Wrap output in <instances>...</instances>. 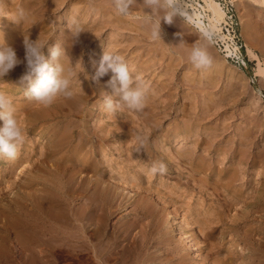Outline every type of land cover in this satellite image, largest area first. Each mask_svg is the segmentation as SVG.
<instances>
[{
  "label": "rangeland",
  "instance_id": "rangeland-1",
  "mask_svg": "<svg viewBox=\"0 0 264 264\" xmlns=\"http://www.w3.org/2000/svg\"><path fill=\"white\" fill-rule=\"evenodd\" d=\"M261 2V0L256 2L254 0H234V13L238 30L246 49L247 72L230 65L215 51L207 40L210 34L205 35V37L189 23H182L179 16L171 24H165L163 20L161 21V39L165 45L176 46L183 41L177 47L169 49L159 42H152L148 37L146 28L139 21L115 15L110 6V0H40V2L38 0L30 8L33 9L31 11L32 16H34H31L32 19L28 23L20 26L16 30L18 31L16 34L14 33L15 29L12 27L14 23L7 16H0V33H3L5 41L13 47L21 61L24 57L23 38L25 32L31 40L37 39L39 35L41 40L48 39L42 49L46 59H50L48 49L55 43L62 42L70 63L74 65L79 59L84 73L89 77L94 74L95 66H97L96 61L99 62L105 49L118 51L126 59L133 75L139 77L149 88L146 107L142 112L133 114L125 110L116 114L113 118L104 112L101 104L103 96L111 94V90L106 86L108 75L100 78L97 82H93L90 79L86 80L84 74H77L80 85H83L81 89L86 88L89 92L87 101H84L85 106L76 97L79 93L77 83L73 89V99L72 97L68 99L60 98L53 105L44 107L25 100L22 93L26 90L27 83L20 79L25 72V65L22 62L14 67V70L12 69L3 80L9 84L5 86L7 90L14 95L16 114L21 125L26 128L27 136L15 159L0 157L1 200L3 195L12 197L17 190L16 182L20 177L16 175L18 163L28 164L30 165L28 168L33 169L26 179H22L20 185L24 186L27 179L36 177L35 180L40 178L41 181L47 184L48 181H52L60 186L56 179H52L48 175V170L39 163L43 158L40 154L45 140L43 139V130L46 122L51 117L50 113H53L55 108L63 107L66 109L68 108L66 104L77 109L86 107L83 112L88 111V115L84 120H88V126L92 130L100 131L101 128V134L105 136L104 141L97 140L93 142L96 153L95 163L98 166L101 165L99 167L104 171V176L106 175V178L104 177L102 180V185L107 192L110 191V195L118 194L116 202L118 201L120 204L130 200L133 205H137V203L140 204L141 199H146L147 204L150 206L146 204L147 208L145 207L142 210L143 212L131 213L128 207L125 209L120 205L118 206V202L116 204L113 201L112 204H115L114 206L111 204L114 207H111V211H114V209L116 211H114L108 225L105 227L106 234L103 242L106 245L104 244V246H107V249L114 248L113 254L116 256H113L117 259L123 257L126 261L125 264H217L218 260L220 261L223 258L224 251L215 252L214 249H211V244L220 246L217 238L221 235V231H224L222 236L226 239H237L239 244L237 243L236 246L238 249L244 247L245 244L238 240L240 236H237V233L240 235V232L229 233L227 231L228 227L221 223L213 225L217 230L211 240L208 239L202 242L201 234L199 235L201 231L196 220L199 218L216 219L217 213L221 211L219 204L223 201V196L213 185L209 184L210 181L208 183L202 182L204 181L202 179L203 175L192 172L189 162H184L179 157L178 153L183 148V142L180 144L182 147L178 145L181 138L176 136L175 130L179 127H190L191 123H196L200 126L202 137L209 142L208 146H204L208 147L210 155L215 157L216 160L218 159L217 162L223 161L226 154L230 156L231 154L237 155V160L232 161V168L239 169V172H245V183L250 200H253L258 188L260 189L262 196V226L257 223L258 214H255V219L251 217V222L243 227L242 232L262 243V264H264V76L258 72V68H262V64H264V5ZM135 3L137 4L136 7L143 6V0H135ZM80 9L83 10L80 12ZM5 10L9 14L14 11L13 9L9 11L6 7ZM135 10V7L130 8V11ZM150 11L147 8L143 9V12L148 14H150ZM72 16L78 19L89 33H81L78 42L69 46L68 20ZM41 22L46 25H42ZM50 24L53 28L52 34L48 28ZM47 29L48 31H46ZM181 32V36L176 35ZM194 44H200L207 48L212 58L210 68L197 70L191 65L187 53ZM79 117L77 115V118H73L77 124H79L77 122ZM121 121H125V124ZM28 128H30L31 133ZM137 133L147 138L150 149L158 154L166 155L168 170L165 174L153 176L147 171L148 167L157 158L154 155L148 162L143 160V158L148 157V154L145 153L146 150H149L148 148L144 149L143 157L138 155V151L132 152L134 147L132 138ZM166 136L170 144L165 143L161 147L160 144L158 145V141L164 140ZM189 147L190 145H187L185 148L190 149ZM240 152H245L244 155H260L262 158L261 166L255 164L252 159H247V157L240 162L238 160V153ZM218 156H221V158ZM55 158L54 161H56ZM11 163L14 165L13 169L9 168ZM217 166L219 168L223 165ZM37 168H41V170ZM258 169L262 171L261 180L256 179L254 176V172ZM8 170H10L12 176ZM82 176L76 175L75 179ZM86 176H92V179L95 178L91 174ZM236 183L238 184L239 181ZM37 188H40V186ZM123 192H126V195H129L127 192H131V194L126 196ZM79 199L77 201L81 202V198ZM234 206L231 210L232 215H236L241 210L238 207L241 204ZM72 207V205L69 206V208ZM149 208H151V211H148ZM195 208L196 210H194ZM172 211L176 212L177 215L171 214ZM184 217L191 228H186L180 224ZM129 220L131 222L128 223ZM132 222L134 226L131 225ZM171 223L177 231L171 229ZM123 225H126V227ZM185 233L194 238V246L197 252V257L194 259L192 253L187 252V245L183 237ZM16 234L18 235L16 231L10 229L6 246L1 249L0 264H28L23 262L25 260L23 245L21 246L24 243L23 238ZM90 240L91 244L95 243L93 238ZM105 241H108V243ZM224 243L225 246L229 245V242L224 241ZM205 244L206 247H204ZM245 247H248V245ZM132 248L134 249L132 250ZM199 248H202V250H199ZM166 253L167 255H165ZM244 253L246 254L244 258L248 264H257L248 251H244ZM35 254L34 252L33 255L35 256ZM96 255L97 253L92 250L87 256L78 260L81 263L85 262L84 264H100L101 262ZM164 256L168 257V260H165L166 257L163 260ZM160 260H163V262H158ZM70 262L72 263L70 258L64 257L57 260L55 264H71Z\"/></svg>",
  "mask_w": 264,
  "mask_h": 264
},
{
  "label": "bare ground",
  "instance_id": "bare-ground-1",
  "mask_svg": "<svg viewBox=\"0 0 264 264\" xmlns=\"http://www.w3.org/2000/svg\"><path fill=\"white\" fill-rule=\"evenodd\" d=\"M254 1L256 2L258 0H254ZM261 1H262L261 3L264 5V0ZM37 2L38 0H4V7L9 9V11L12 9L15 10L17 6L23 7L25 9H30ZM178 3H179V10L181 11V13L188 14L189 16L187 23H189L191 26L196 28L199 33L203 34L204 36L205 35L208 36L210 32L219 30V25L222 23L224 19V13L216 1L203 0V5L194 4V0H178ZM82 10L80 9V12ZM180 18L182 19V17ZM42 25H44V23H42ZM20 26L22 25L13 24L12 27L15 29L14 31L15 34L18 32L16 30L19 29ZM46 31H48V29ZM97 62L98 61H96V65ZM258 72L261 73L262 76H264V64H262V68L260 67L258 68ZM81 90L83 91V93L80 90L79 91L77 90L80 94L77 92L78 94L76 97L80 101H82L81 104L85 106L86 103L84 101H87L89 97V92L86 88H82ZM90 91L92 92V90ZM66 106L68 107L66 109H64L63 107L55 108L54 112L50 113L51 117L48 120L49 122L46 120L47 121L45 124L46 126L43 130V139L45 140L41 147V152H40L43 158L41 159L40 162L37 161L42 165L43 168H46V170H48L47 171L48 175L52 177V179H56L60 186H57L52 181H48L47 184L46 182L41 181L40 178L38 180H35L36 177L32 179H27L24 186L20 185L22 179L23 178L26 179L29 173L33 169L32 168L29 169L28 167H30V165L28 164L22 165V163L21 164L18 163V167H17L18 171L16 175L20 177L19 179H17L18 182H16L17 190L13 193L12 197L3 195L2 200L0 198V254L2 253L1 249H4V247L6 246V242L8 241V237H9L8 233L10 229L11 230L13 229L18 233V235L16 234L17 236L23 238L24 243L21 244V246L23 245L22 249L24 250L25 253V260L23 262H26L28 264H55L57 260L63 259L64 257L70 258L72 260V263L70 262L71 264H84L85 262L81 263L78 259L87 256L92 250L97 253L96 256L101 262L100 264H125L126 261H124V258L122 256H121L122 258H118V259L114 257L116 256L113 254L114 248L112 249L110 248L111 250L109 248L107 249V246L106 247L104 246V244L106 245V243L103 242L106 234L105 227L108 225V221L110 220L114 211H116L115 209L114 211H111V207L114 208L113 207L114 204L115 203L117 204L118 202V201L116 202L118 194L110 195L109 193L110 191L108 190L109 192H107L106 188L102 185L103 184L102 180L106 175L104 176V171L99 167L101 165L98 166L95 163L96 153L93 147V142L97 140L104 141L105 136L101 134V128L100 131L92 130L88 126V120H84V118L88 115V111L83 112V110L86 107L85 108L81 107L77 109L75 107H72L71 105L66 104ZM77 115L80 116L79 120L77 121L79 124H77L76 121L73 120V118H77ZM121 122L125 124V121H121ZM119 127H123V126H119ZM28 129L29 132L31 133L30 128ZM175 131H176V136H179V138H181L180 143L178 145H180L183 142L182 143L183 148L178 153L180 159H182V161L184 162L185 161L189 162L190 170L194 173L202 174L203 175L202 179L204 180L202 182L208 183L210 181L209 184L213 185L214 188L218 192H220L221 195L223 196L222 199L223 201L221 200L223 203L221 202V204H219V208L221 209V211L217 213L218 216L216 219L199 218L198 220H196L199 229L201 231L199 235L201 234L202 242L208 239L211 240L212 236H214L217 230V228L214 227L213 225L221 223L222 225H226L228 227L227 231H229V233L240 232V235L237 233V236H240L238 240L244 243L245 245L244 247L238 249L236 246V244L238 243L237 239L228 240L224 236H222L224 231L223 232L221 231V235H219V237L217 238L218 244L220 243L219 244L220 246H217V244L216 245L211 244V249H214L215 252L219 253L221 250L224 251L223 258H221L220 261L218 260L217 264H248V262L244 258L246 255L244 251H248L252 259L255 262H257V264H262V243L258 240L252 239L247 233L242 232L243 227H245L248 222H251L250 218L251 217L254 218L255 214H258L257 217L258 219H256L257 223L262 226V196L260 194V189L258 188V191L256 195L253 197V200H250L245 183L246 182L245 172L242 171L239 172L238 171L239 169L236 170L235 168H232V161L234 159L237 160L236 158L237 155L231 154L230 156L229 154H226L223 157V161L217 162L218 159L216 160L215 157L210 155V153L208 152V147H205L209 145V142L205 138H203L202 135L200 134L199 124L191 123L190 127H179L176 128ZM203 131L206 132L207 130H203ZM165 143L170 144V141L167 139V136L164 140L158 141V145L160 144L161 147ZM240 144L242 145V143ZM187 145H190L189 147L190 149L185 148L187 147ZM146 148L149 149L145 151V153L148 154V157L143 158V160H146L148 162V160L155 155V157H157L155 161L163 160L167 165L168 159L165 154L156 153L153 149H150L148 147V144L145 145L144 149ZM137 153L139 156L143 157L144 150L141 149ZM244 153L245 152L238 153V160H240V162L244 160L243 158L246 159L247 157V159L250 158L253 160L255 164H259V166H261L262 158L260 155L258 154L244 155ZM55 156L58 157L55 158ZM54 158L56 159V161H54ZM219 158H221V156ZM217 165H223V166L218 168ZM9 168L10 169L14 168L13 163H11V166ZM37 169L41 170V168H37ZM8 171L9 174L11 175L10 170ZM88 174L95 176V178L93 177L94 179H92L91 178L92 176L87 177L86 175ZM76 175L78 176L83 175V176L79 177V179L76 178L79 180L78 181L75 179ZM254 176L256 179L261 180L262 171L258 169L256 172H254ZM237 181H239L238 184L236 183ZM38 186H40V188H37ZM124 194L126 195V192ZM127 194L130 195L131 192L130 193L127 192ZM79 198H81V202L77 201L80 200ZM120 200L123 201L122 199ZM113 201H115L114 204H112ZM118 203H119L117 204L118 206L120 205L125 209L126 207H128L131 213L132 212L137 213L139 211L141 212L146 207L147 200L141 199L140 204L137 203V205L136 204L133 205L130 202V200L129 201L127 200V202L121 204L120 202ZM157 203L159 204L158 201ZM237 204L238 205L241 204V206H238L240 207L241 210L240 212H237L236 215H232L231 210L233 209V206ZM70 205H72L73 207L69 208ZM129 206L132 207L130 208ZM186 206L188 207V205ZM149 209L150 210L148 211H151V208ZM129 210H125V211H129ZM194 210H196V208ZM172 213L174 212L172 211L171 214ZM138 214L140 215V213ZM174 214H176V212ZM199 216L201 215L199 214ZM185 217L182 218L180 224L184 225L186 228H191V225L185 220ZM129 222L131 221L129 220L128 223ZM133 224L134 223L132 222L131 225L134 226ZM123 226L126 227V225ZM171 229L177 231L176 227H174L172 223H171ZM190 234L193 235L192 233ZM183 237L187 245L186 246L187 252L192 253L193 259L196 258L197 252L194 246V241H193L194 238L190 237L188 233L187 234L185 233ZM92 238L94 239L95 242L93 244H91V240H90ZM108 241L105 242L108 243ZM224 241L229 242V245L225 246L226 244L224 243ZM115 245H116V241H115ZM246 245H248V247H245ZM204 247H206V244ZM133 249L134 248H132V250ZM199 250H202V248H199ZM34 252L36 253L35 256L33 255ZM165 255H167V253ZM165 257L166 256L163 257V260ZM208 257L210 256L208 255ZM167 258L168 257H166L165 260H168ZM163 260L162 261L160 260L158 262H163Z\"/></svg>",
  "mask_w": 264,
  "mask_h": 264
},
{
  "label": "clouds",
  "instance_id": "clouds-1",
  "mask_svg": "<svg viewBox=\"0 0 264 264\" xmlns=\"http://www.w3.org/2000/svg\"><path fill=\"white\" fill-rule=\"evenodd\" d=\"M142 5V7H136L135 0H110V6L115 15L139 21L146 28L152 42H159L169 49L183 43L181 41L176 46L165 45L161 39L162 20L165 24H171L179 16L182 17V23L188 21V14H182L179 10L178 0H143ZM132 7L136 10L130 11ZM144 8L150 9V14L143 12ZM0 16H7L16 25H23L30 21L32 11L17 6L9 14L5 10L4 0H0ZM68 27L69 46L78 42L81 33H89L75 17L68 20ZM48 28L52 34V25L50 24ZM176 35L181 36L182 32ZM47 41L48 39L41 40L40 35L37 39L31 40L25 32L24 57L21 61L13 47L5 41L3 33H0V157L15 159L27 136L26 128L21 125L16 114L14 96L5 87L9 84L3 80L14 67L22 62L25 65V72L20 79L27 83V88L22 94L26 101L33 104L48 107L60 98H71L77 83L79 90L83 93L80 80L77 78V74L80 73L84 74L86 80L90 79L93 82L108 75L106 86L111 90V94L104 95L101 103L107 115L114 118L116 114L125 110L136 114L145 108L149 93L148 85L133 75L126 59L118 51L105 49L94 74L89 77L84 73L79 59L74 65L70 63L62 42H57L48 49L50 59H46L42 49ZM187 56L191 65L197 70L212 66V58L203 45H192ZM132 141L134 145L132 152L144 150L148 142L147 138L140 133H137ZM147 171L153 176L163 175L167 172V165L163 160H157L148 167Z\"/></svg>",
  "mask_w": 264,
  "mask_h": 264
},
{
  "label": "built area",
  "instance_id": "built-area-1",
  "mask_svg": "<svg viewBox=\"0 0 264 264\" xmlns=\"http://www.w3.org/2000/svg\"><path fill=\"white\" fill-rule=\"evenodd\" d=\"M214 1L221 7L224 19L219 25V30L210 32L207 40L227 63L247 72L246 49L238 30L234 0ZM194 4L203 5V0H194Z\"/></svg>",
  "mask_w": 264,
  "mask_h": 264
}]
</instances>
